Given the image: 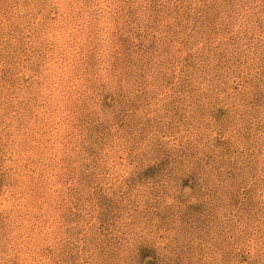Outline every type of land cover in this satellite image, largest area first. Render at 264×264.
<instances>
[{"label": "rangeland", "instance_id": "374dc122", "mask_svg": "<svg viewBox=\"0 0 264 264\" xmlns=\"http://www.w3.org/2000/svg\"><path fill=\"white\" fill-rule=\"evenodd\" d=\"M0 264H264V0H0Z\"/></svg>", "mask_w": 264, "mask_h": 264}]
</instances>
